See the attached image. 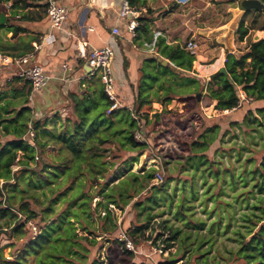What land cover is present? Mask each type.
<instances>
[{"label": "trees", "instance_id": "1", "mask_svg": "<svg viewBox=\"0 0 264 264\" xmlns=\"http://www.w3.org/2000/svg\"><path fill=\"white\" fill-rule=\"evenodd\" d=\"M259 1L264 4V0ZM31 2L32 0H0V14L8 15L5 24L0 25V30L7 32L4 37L15 40L19 33H23L24 30L15 23L26 20V17H17L18 11L32 7ZM7 3H11L10 11L4 7ZM129 4L134 9L147 11L140 14L138 20L142 26L136 28V31L140 30L147 38V21L145 18L141 19L150 9L147 1L129 0ZM39 7L45 12V6ZM250 13L255 16L249 27H245L243 22L238 24L236 34L239 42L244 41L250 30L264 31V9L252 10ZM15 41L9 44L0 36V52L11 56L9 50L20 49L17 54L19 56L33 50L30 43ZM220 47L225 53V74L217 71L205 82L204 79L195 76L193 63L197 59L193 53L185 50L184 44L168 45L163 38L158 37L154 47L157 56L147 59L140 68L141 77L134 100L133 114L136 119L125 108H119L107 115L106 111L111 103L100 87L91 96L82 98L76 96L73 106L74 118L63 121L57 130H53L48 128L47 122L32 120L29 107L11 109L14 103L11 100L2 102L1 94L0 218L13 215L20 222L13 228V234L24 242L15 250V257L12 254L5 258L0 248V264H136L134 253L126 250L113 236L120 228L115 211L122 213L131 203V207H139L137 216H141L142 213L146 215L142 222H137V225H133L132 221L128 222L123 231L135 248L148 242L151 250L157 249L161 253L170 250L179 232L177 228L173 229L172 225L166 227L164 231L169 236L163 240L161 238L165 232L153 231L147 234L152 219L151 211L157 205L151 201V194L161 191L169 177L161 184H156L162 185L157 191L154 185L150 186L156 172L154 168L143 170L141 175L129 172L112 185L107 179L111 171L115 172L121 165H128L126 167L130 168L132 163L137 161L136 157L126 154L144 150L149 152L152 148L156 149V145L163 143L162 140L153 144V139L155 137L158 139L160 134L151 131L150 135L147 131L148 125L154 127L158 124L156 121L161 113L153 112L151 119L145 115L150 111L152 103H157L165 109L178 98L184 104L193 102L197 106V95H200V98L207 97L215 102L213 107L215 111L224 113L235 112L245 107L240 92L248 101H264V39L246 42L243 52L233 51L227 44ZM163 60L167 61L165 65L162 64ZM214 60L215 57L207 64L213 63ZM221 62L222 56L215 60L212 70L218 68ZM197 68L204 74L205 68L201 66ZM27 103V99L21 102L23 105ZM144 107L147 110L145 113L142 112ZM153 120L151 125L150 121ZM29 122L34 131L31 141L34 147L24 140ZM232 126L244 129V132L248 127H252L264 143V108L247 110L242 122L231 123L227 131ZM219 132L220 126L214 124L197 134L191 139L192 145L190 144L188 155L173 160V168L180 166L185 170L187 164H191L197 158L201 163L209 162L212 158L207 152L216 141L218 143L215 155L221 153L224 156L227 149L219 144ZM136 134L143 140L136 139ZM47 148L57 150L53 156L54 161L43 164L40 171L29 168V163L35 162V157L42 155ZM163 148L164 146L160 147L158 151L164 153ZM197 151L199 154H193ZM166 152L158 156L159 172H162L161 168L167 166L171 160ZM18 153L21 154L22 161L18 160ZM14 165L19 166L20 170L14 172L12 170ZM255 165L254 170L250 172L253 184L246 192V205H250L251 211L242 218L247 222L242 226L244 232L240 229L235 232L238 247L233 254L232 264H264V156L255 162ZM24 173L28 180H32L30 185L39 189L46 201L30 196V201L23 200L16 209L6 206L7 198H12L8 196L9 191L17 190L21 175ZM44 187L51 196H46ZM141 192H144L141 194L143 197L140 196L143 202L137 200L132 202ZM250 196L253 199L252 204H249ZM96 198L98 200L93 208V200ZM58 203L62 206L59 210L56 207ZM49 214L53 217H49ZM29 222H33L38 230V234L32 238L29 237L31 236ZM186 239L187 237L183 238L181 242L183 245L187 242ZM200 240L206 241L204 238ZM14 245L8 247L13 248ZM180 251L181 254L186 252L184 248ZM178 262L187 264L183 259L177 262L166 259L163 264ZM203 264L209 263L203 260Z\"/></svg>", "mask_w": 264, "mask_h": 264}, {"label": "rangeland", "instance_id": "2", "mask_svg": "<svg viewBox=\"0 0 264 264\" xmlns=\"http://www.w3.org/2000/svg\"><path fill=\"white\" fill-rule=\"evenodd\" d=\"M147 3L150 8L147 19L163 22L161 27L154 25V28H165L163 32L170 37L176 36L182 45L192 39L196 43V49L192 53L200 63H207L212 58H217L219 54L221 56V53L225 56L224 50L220 47L222 44H227L233 51L243 52L246 42L253 40L254 32L250 30V36L247 39L243 42L238 41L236 32L239 22L249 27L250 21L255 16L250 13L251 11H247L248 14L241 11L238 2L231 0H147ZM209 101L211 100L207 97L200 98L195 106L193 102L184 104L175 98L167 108L161 107L159 119L156 121L158 124L154 127L149 126L148 133L155 131L154 134H157L158 132L160 136L158 139L156 137L153 139V144L156 141L162 142V140L163 143L156 145V149L152 148L149 152L144 150L126 154V156L136 157L137 161L132 163L130 168L126 167L128 165H121L115 172L111 171L108 182L111 185L116 184L129 172L141 175L143 170L150 168L156 169L155 174L160 173L157 171L160 169L158 156L164 155L166 151L171 158L170 161L179 157L185 158L192 145L191 139L203 132L205 128L212 127L214 122H218V119H215L206 109ZM143 110L144 113L147 111L145 107ZM180 113H183L182 116ZM132 115L135 116L133 113ZM146 115L150 116L148 113ZM220 119L224 121V117ZM220 129L219 144L225 150L227 149L224 156L221 153L215 155L218 143L216 141L207 152V155L212 158L209 162L201 163L197 158L191 164H187L185 170L180 166L173 168L172 162L161 168L164 181L169 178L165 181L161 191L151 194V201L156 202L157 205L151 211L152 219H150L147 234L153 231L165 232L164 237L161 238L163 240L169 236L164 231L169 225L179 231L173 247L157 257L162 262L166 259L171 262L183 259L187 264H203V260H207L209 264L233 263V254L238 247L235 232L238 229L244 232L242 226L247 222L242 218L249 215L251 211L250 205H246V192L253 184L250 172L254 170L255 162L257 163L264 156V143L252 127L245 128V132L237 126H232L228 131L225 127H220ZM136 135L143 140L138 134ZM162 146H164V153L158 151ZM246 151L247 155H245ZM195 153L199 154L198 151L193 154ZM55 154V149L47 148L42 155L36 156L37 161L29 163V168L42 170L43 164H50L54 161ZM18 160H23L19 153ZM202 164L204 166L200 167ZM12 170L18 171L20 167L14 165ZM31 181L27 179L25 173L22 174L17 190L9 191L8 196L12 198L8 197L5 205L16 209L23 200L30 201V196L46 201L41 191L30 185ZM10 183L13 184V181ZM153 185L156 191L162 186H156L154 178L150 183V186ZM43 189L46 196H51L46 187ZM143 193L138 194L132 202L136 200L143 202L141 195ZM97 200L98 198L93 200V208ZM252 202L253 199L250 196L249 204ZM131 204L122 213L115 211L120 228L114 233V238L125 230L128 222L132 221L133 225H137V222H142L146 217L145 213L137 216L139 207L133 208ZM56 207L57 210L62 208L60 203ZM48 216L53 217L50 214ZM19 218L23 219L22 216ZM19 223L13 215L0 218V248L5 258H9L12 254L15 257V250H18L24 242L13 234V228ZM28 226L30 227L29 234H31L29 237H35L38 234L36 226L33 222H29ZM186 237L187 242L183 245L181 242ZM200 238L209 242L202 241ZM159 243L161 244L162 241ZM11 244H15L13 248L8 247ZM139 246L146 248L145 251L154 253L148 242ZM183 248L186 252L181 254L180 250ZM156 256H158L157 253ZM179 263L181 262L176 264Z\"/></svg>", "mask_w": 264, "mask_h": 264}, {"label": "crops", "instance_id": "3", "mask_svg": "<svg viewBox=\"0 0 264 264\" xmlns=\"http://www.w3.org/2000/svg\"><path fill=\"white\" fill-rule=\"evenodd\" d=\"M59 2L67 10V19L58 31H53L50 28L44 10L39 7L40 5L33 3V0L31 2L32 7L18 11L19 15L17 17L25 16L26 20L15 23L16 26L24 30L23 33H19L15 40L30 43L31 47L39 42L42 37L49 34L54 36L52 43L43 44L40 50L35 52L33 60V63L40 66L43 73L48 77L46 86L38 92H32L27 81L16 80V78H19L18 69L13 64H0L1 101L11 100L14 103V106L11 107L13 110H19L25 106L29 107L32 120L47 122L48 128L57 130L60 123L74 118L73 106L76 96L78 98L91 96L100 87L102 88L98 78L90 74L86 64V55L94 49L107 46L113 52L111 68L119 108H125L131 113H135L134 100L141 77L140 68L147 59L157 56L154 50L157 38H163L168 45L181 44L179 39L176 36L170 37L164 33L165 28H154V25L161 27L163 22L148 20L147 15L141 17V19L145 18L147 21V38L141 34L140 30L135 31V37L132 38L126 29L127 20L118 17L122 0H60ZM4 7L7 11H10L11 3L4 4ZM139 10L140 13L145 12L144 9ZM7 16L5 14V21ZM138 23L141 27L142 23L139 20ZM113 28L118 30L117 35L112 34ZM252 32H254L252 41L264 39V31ZM6 33L4 30H0V36L4 42H9V44L16 42L4 37ZM249 36L250 34L245 39ZM188 42H193V40L184 43L186 51H188L186 49ZM20 51V49L9 50V53L11 56H17ZM219 55L217 58L220 57ZM221 56V65L213 70L211 67L217 58L210 64L200 63L197 59L193 63L195 76L204 79L206 82L211 75L224 68L225 56L223 53H221ZM158 60H160V57ZM200 66L205 68L204 74L199 72L197 67ZM240 98L245 103V107L235 112L219 113L213 109L215 102L209 101L207 111L219 120L214 123L221 125V128L228 129L231 123H241L247 110L254 111L257 108H264V101H248L242 92H240ZM25 99L28 100V103L26 105L21 104ZM160 108L159 104L152 103L151 111L148 112L150 116L147 115V117L151 119L153 112H159ZM142 111L144 110L142 109ZM182 114L180 113V116ZM224 116L226 118L223 121L220 118ZM150 123L152 125L153 121H150ZM24 137H26V134ZM28 144L34 147L32 143L28 142ZM247 154L246 151L245 155ZM170 162L173 163L174 161ZM141 247L136 248V264L164 263L162 260L157 259L160 254L156 256L153 252L145 251L146 248Z\"/></svg>", "mask_w": 264, "mask_h": 264}, {"label": "built area", "instance_id": "4", "mask_svg": "<svg viewBox=\"0 0 264 264\" xmlns=\"http://www.w3.org/2000/svg\"><path fill=\"white\" fill-rule=\"evenodd\" d=\"M59 1L60 0H33V3L45 6V15L49 20L50 28L53 31L60 30L61 26L67 19V10ZM140 14V10L134 9L130 6L129 0H122L118 17L127 20L128 23L126 29L132 38L135 37L136 28L139 26L138 19ZM112 34L117 35L118 30L113 28ZM53 40L54 36L52 34L42 37L39 42L33 44L32 51L21 56H9L0 52V64H13L18 69V77L30 84L32 92H38L46 86L48 77L43 73L40 66L33 63L35 57L34 54L36 51L40 50L43 44H50ZM186 49L193 52L196 49V43L188 42ZM112 59L113 52L111 48L107 46L100 49H94L86 55V64L89 68L90 74L95 75L98 78L105 96L111 103L106 111L107 115H110L120 107L115 94V83L111 68ZM134 118L136 119L135 116ZM33 137L34 131L32 126L29 125L24 139L27 142L32 143L31 141L33 140ZM136 138L139 139L137 135ZM35 160L37 161L38 158L35 157ZM163 181L164 175L161 172L154 175L155 184H161ZM117 241L122 243L126 250L133 252L134 255L137 254V250L132 241L123 232L117 235ZM153 251L154 254L157 253L163 255L160 250L154 249Z\"/></svg>", "mask_w": 264, "mask_h": 264}, {"label": "water", "instance_id": "5", "mask_svg": "<svg viewBox=\"0 0 264 264\" xmlns=\"http://www.w3.org/2000/svg\"><path fill=\"white\" fill-rule=\"evenodd\" d=\"M233 2H238L240 4V10L247 12L252 10H262L264 4L261 3L259 0H231ZM5 24V15L3 13L0 14V25ZM167 63L166 60L162 62L163 65ZM220 73L225 74V69L221 68L219 70ZM197 101H200V95H197Z\"/></svg>", "mask_w": 264, "mask_h": 264}]
</instances>
